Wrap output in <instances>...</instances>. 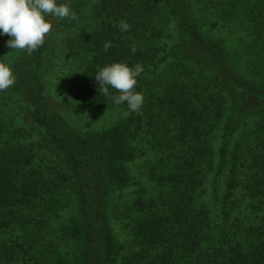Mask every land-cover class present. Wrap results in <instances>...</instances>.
Segmentation results:
<instances>
[{
  "label": "trees",
  "instance_id": "trees-1",
  "mask_svg": "<svg viewBox=\"0 0 264 264\" xmlns=\"http://www.w3.org/2000/svg\"><path fill=\"white\" fill-rule=\"evenodd\" d=\"M61 2L72 78L48 71L52 29L31 55L0 44L17 78L0 92V264H264V0ZM114 62L144 68L127 116L94 79ZM58 95L120 117L78 128Z\"/></svg>",
  "mask_w": 264,
  "mask_h": 264
},
{
  "label": "clouds",
  "instance_id": "clouds-1",
  "mask_svg": "<svg viewBox=\"0 0 264 264\" xmlns=\"http://www.w3.org/2000/svg\"><path fill=\"white\" fill-rule=\"evenodd\" d=\"M50 17L77 18L70 5L61 0H0V35L10 37L6 45L8 48L25 50L31 55L44 45L47 34L53 28ZM118 27L121 31H128L131 26L121 20ZM110 47L111 42H106L104 51L107 52ZM132 51L135 52L134 47ZM143 72V65L139 63L130 66L125 62H114L99 68L94 79L101 94L108 96L117 106L127 105L124 113L127 116L138 112L145 102L143 94L135 90ZM16 79L12 67L0 61V92L14 85ZM110 89L119 94L113 95Z\"/></svg>",
  "mask_w": 264,
  "mask_h": 264
},
{
  "label": "rangeland",
  "instance_id": "rangeland-1",
  "mask_svg": "<svg viewBox=\"0 0 264 264\" xmlns=\"http://www.w3.org/2000/svg\"><path fill=\"white\" fill-rule=\"evenodd\" d=\"M51 33L52 34L50 35L49 47L51 54L54 57L51 60V66L50 68H48V71L51 70L52 73H57L56 75L59 76V80L60 78H72L70 76H72L73 72L68 71L69 69L67 67V64H71L70 69H73V65L75 64V62L74 60H72L71 55L67 52V49L64 45V39L67 33L73 34V32L70 30H66L65 27L57 23V26H53ZM7 36L8 35H0V44H2V42L7 38ZM53 82L49 84V88L54 87L55 83ZM62 98L63 97L61 95H58V98L54 100V104H58L60 106L58 107L59 110L64 113L67 119L70 120L72 124L76 125V127L81 129H103L108 125L114 123L120 117V113L116 110H103L95 116H89L87 113L84 115L83 113L76 111L70 105L67 106L61 104ZM114 228L118 238L127 248L125 255H129L134 252L136 250V245L133 243L131 236L123 232L119 224H115Z\"/></svg>",
  "mask_w": 264,
  "mask_h": 264
}]
</instances>
